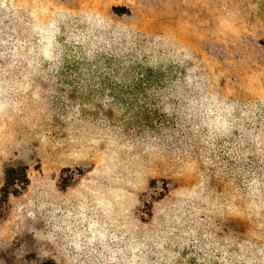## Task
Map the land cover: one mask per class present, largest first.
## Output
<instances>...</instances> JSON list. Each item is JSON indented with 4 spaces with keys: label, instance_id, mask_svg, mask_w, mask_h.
I'll return each mask as SVG.
<instances>
[{
    "label": "rangeland",
    "instance_id": "obj_1",
    "mask_svg": "<svg viewBox=\"0 0 264 264\" xmlns=\"http://www.w3.org/2000/svg\"><path fill=\"white\" fill-rule=\"evenodd\" d=\"M261 1L0 0V49L43 50L34 63L0 57V264L135 262L137 212L162 182L190 200L202 184L209 199L190 164L160 155L155 125L103 93L108 54L91 63L81 50H117L119 81L147 82L155 65L226 78L228 97L261 103Z\"/></svg>",
    "mask_w": 264,
    "mask_h": 264
},
{
    "label": "trees",
    "instance_id": "obj_2",
    "mask_svg": "<svg viewBox=\"0 0 264 264\" xmlns=\"http://www.w3.org/2000/svg\"><path fill=\"white\" fill-rule=\"evenodd\" d=\"M258 5L264 15V0ZM34 50L32 55V49H0V57L34 63L43 55L42 49ZM103 51L108 54L100 56L108 70L103 93L117 108L134 110L136 122L155 125L160 155L190 164L213 193L205 199L200 184L190 200L162 182L159 193L137 212L140 228L133 234L135 244H128L135 262L127 264H264V101L228 97L226 78L217 84L203 74L185 81L179 71L155 65H144L140 76L147 82L119 81L117 50L81 53L93 63ZM161 92L167 96H154ZM12 179L8 172L6 183ZM155 183L149 186L157 188ZM162 203L172 206L169 212L157 210Z\"/></svg>",
    "mask_w": 264,
    "mask_h": 264
}]
</instances>
